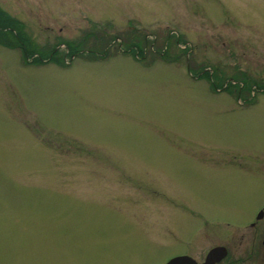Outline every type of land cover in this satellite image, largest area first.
Segmentation results:
<instances>
[{"label": "rangeland", "instance_id": "374dc122", "mask_svg": "<svg viewBox=\"0 0 264 264\" xmlns=\"http://www.w3.org/2000/svg\"><path fill=\"white\" fill-rule=\"evenodd\" d=\"M0 9V264H165L264 205V0Z\"/></svg>", "mask_w": 264, "mask_h": 264}, {"label": "flooded vegetation", "instance_id": "af4514ba", "mask_svg": "<svg viewBox=\"0 0 264 264\" xmlns=\"http://www.w3.org/2000/svg\"><path fill=\"white\" fill-rule=\"evenodd\" d=\"M243 225L241 232H231L227 227L213 232L208 247H203V243L201 246V242L199 246L196 238L184 242L183 254L172 257L183 256V264H264V205ZM215 249L221 251L211 254Z\"/></svg>", "mask_w": 264, "mask_h": 264}, {"label": "trees", "instance_id": "16d2710c", "mask_svg": "<svg viewBox=\"0 0 264 264\" xmlns=\"http://www.w3.org/2000/svg\"><path fill=\"white\" fill-rule=\"evenodd\" d=\"M10 16H7L4 12L0 11V38H4L7 33L10 36H13L14 39H16L17 42H19L21 49H23L25 55L28 56V53L26 52V42L24 41L23 38L20 37L18 33H15L12 30H9L10 28L16 29L17 28V22ZM13 33V34H12ZM3 40V39H1ZM1 43V42H0ZM3 44V43H1ZM54 53V51L52 52Z\"/></svg>", "mask_w": 264, "mask_h": 264}, {"label": "water", "instance_id": "95a60500", "mask_svg": "<svg viewBox=\"0 0 264 264\" xmlns=\"http://www.w3.org/2000/svg\"><path fill=\"white\" fill-rule=\"evenodd\" d=\"M257 219H259V217H257ZM215 251L216 249L211 251V254H213ZM167 264H183V256L175 257L171 259Z\"/></svg>", "mask_w": 264, "mask_h": 264}, {"label": "bare ground", "instance_id": "6f19581e", "mask_svg": "<svg viewBox=\"0 0 264 264\" xmlns=\"http://www.w3.org/2000/svg\"><path fill=\"white\" fill-rule=\"evenodd\" d=\"M0 11H2V10L0 9ZM3 11H4V10H3ZM3 11H2V12H3ZM4 13H5V12H4ZM5 14H6V13H5ZM6 15H7V14H6ZM7 16H8V15H7ZM25 48L27 49V44H26V47H25ZM51 56H52V57L54 56L53 53H50V54H49L48 56H46V57H51ZM50 60H51V59H49V62H50ZM254 215H255V214H254ZM257 217H259V215H258ZM253 218H254V217H253ZM253 218H252V219H253ZM203 222H204V221H203ZM204 223H205V222H204ZM205 224H207V223H205ZM222 231H223V229H221V232H222ZM219 232H220V231H219ZM231 232H234V231H231ZM202 236H203V234L201 235V237H202ZM201 237H200V238H201ZM219 251H221V250L216 249V251H215L214 253H216V252L218 253ZM175 257H180V256H175Z\"/></svg>", "mask_w": 264, "mask_h": 264}]
</instances>
